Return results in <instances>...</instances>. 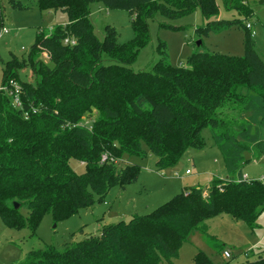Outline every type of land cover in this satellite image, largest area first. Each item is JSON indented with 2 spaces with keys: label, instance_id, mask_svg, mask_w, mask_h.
<instances>
[{
  "label": "trees",
  "instance_id": "1",
  "mask_svg": "<svg viewBox=\"0 0 264 264\" xmlns=\"http://www.w3.org/2000/svg\"><path fill=\"white\" fill-rule=\"evenodd\" d=\"M3 1L14 10L26 7ZM41 11L61 10L68 23L50 34L38 32L26 56L5 65L0 90V220L10 229L35 233L51 214L60 222L103 202L114 187L125 190L139 168H119L107 156H152L158 171L174 168L189 149L204 148L202 131L211 130L228 177L205 189H185L168 203L128 222L101 226L96 235L61 250L32 251L18 264H161L178 257L194 233L207 234L206 222L228 215L252 232L264 211V183L241 177L250 147L264 156V61L253 39L254 11L246 0H36ZM221 2L238 15L218 19ZM121 10L132 18L134 38L118 41L108 25L99 40L89 20L91 5ZM259 3L264 6V0ZM200 10L206 21L199 37L242 29L244 55L197 52L172 67L165 44L149 71L132 64L150 42L148 21L156 14L175 20ZM250 25L252 29H248ZM75 45H65V40ZM46 56L49 63L42 61ZM30 67L33 82L19 83V104L9 95L17 70ZM76 159L85 172L76 174ZM239 175V179H234ZM15 204L19 208H15ZM27 211V216L22 210ZM195 264H211L198 253ZM264 264V251L254 261Z\"/></svg>",
  "mask_w": 264,
  "mask_h": 264
},
{
  "label": "rangeland",
  "instance_id": "2",
  "mask_svg": "<svg viewBox=\"0 0 264 264\" xmlns=\"http://www.w3.org/2000/svg\"><path fill=\"white\" fill-rule=\"evenodd\" d=\"M26 7L23 11L14 10L8 1H3L0 30L8 32L0 40V90L3 88L5 65L12 56L22 58L29 52L39 31L48 35L57 26L68 23V15L61 10L41 11L36 0H15ZM260 0H246L254 11L253 39L255 49L264 61V6ZM218 19L232 20L238 15L227 11L221 2ZM89 20L93 31L101 41L104 30L110 25L118 33L120 43H128L134 38L132 18L121 10H107L102 4L91 5ZM206 21L200 10L185 17L169 20L156 14L148 21L150 42L140 51L131 69L138 73L149 71L161 59V44H165L168 61L172 67L186 64L187 59L197 52L220 53L234 57L244 55L243 30L233 29L219 35L199 37L196 29L204 27ZM201 42L200 45L198 43ZM42 61L49 63L46 56ZM30 67L17 70V82H33ZM204 148L189 149L176 167L158 171L156 159L152 156L124 155L117 166L139 168V178L125 190L114 187L103 202L95 201L90 208L81 209L68 219L55 222L51 214L45 215L35 233L28 228L15 230L7 228L0 220V264H18L23 262L32 251L43 250L49 246L61 250L67 243H78L96 235L101 226L128 222L133 216H145L181 194L185 189L202 187L205 189L214 180L227 178L222 154L213 140L211 130L202 131ZM73 171L81 175L85 166L76 159L70 161ZM192 173L186 175V171ZM178 173L179 177L175 174ZM261 181L264 178V156L250 147L244 154L241 177ZM239 178L238 175L233 176ZM26 217L27 211L22 210ZM258 227L254 232L243 222H237L228 215H218L206 222L207 234L194 233L179 250L178 257L163 260L161 264H195L198 253H203L211 264H243L254 261L257 254L264 251V211L261 212ZM230 253L225 259L223 252Z\"/></svg>",
  "mask_w": 264,
  "mask_h": 264
},
{
  "label": "built area",
  "instance_id": "3",
  "mask_svg": "<svg viewBox=\"0 0 264 264\" xmlns=\"http://www.w3.org/2000/svg\"><path fill=\"white\" fill-rule=\"evenodd\" d=\"M248 29H252V27L250 25L247 26ZM8 31L5 28H2L0 30V40L2 39V37L4 36L5 33H7ZM76 42L75 40H70V39H66L65 40V45H75ZM9 85L11 86V89H8V87H4V90H9V95L11 97H13V102L16 106L20 105L19 104V98H18V93H19V85H17L15 82L10 81ZM109 162L111 164H115L117 165L118 160L114 159V158H109L106 155L102 157L101 163H106ZM192 172L190 170L186 171V175H190ZM176 177L178 176V173L175 174ZM244 179H247V176L243 177ZM248 180V179H247ZM261 182L264 183V178L261 180ZM223 256L225 259H230L231 255L229 252L224 251L223 252Z\"/></svg>",
  "mask_w": 264,
  "mask_h": 264
},
{
  "label": "water",
  "instance_id": "4",
  "mask_svg": "<svg viewBox=\"0 0 264 264\" xmlns=\"http://www.w3.org/2000/svg\"><path fill=\"white\" fill-rule=\"evenodd\" d=\"M201 42L198 43V45H200ZM15 208L18 209L19 208V205L18 204H15Z\"/></svg>",
  "mask_w": 264,
  "mask_h": 264
},
{
  "label": "crops",
  "instance_id": "5",
  "mask_svg": "<svg viewBox=\"0 0 264 264\" xmlns=\"http://www.w3.org/2000/svg\"><path fill=\"white\" fill-rule=\"evenodd\" d=\"M227 177H228V175H227ZM238 177L240 178V176L238 175ZM239 178H237V179H239Z\"/></svg>",
  "mask_w": 264,
  "mask_h": 264
}]
</instances>
